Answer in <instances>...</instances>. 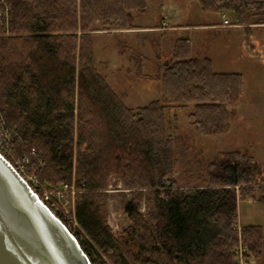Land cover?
Returning a JSON list of instances; mask_svg holds the SVG:
<instances>
[{"label":"trees","instance_id":"obj_1","mask_svg":"<svg viewBox=\"0 0 264 264\" xmlns=\"http://www.w3.org/2000/svg\"><path fill=\"white\" fill-rule=\"evenodd\" d=\"M145 1L8 0L12 34L0 37L4 128L17 154L42 153L41 182H68L74 173L84 191L76 199L75 219L88 250L77 241L91 264L89 252L97 264H106L101 255L109 264H233L237 203L263 193L261 165L247 151H232L208 165L204 185L180 188L173 159L178 111H187L201 136L226 133L230 109L243 100V77L215 72L210 59L193 58L188 40L179 38L161 66L159 98L125 106L97 68L93 26L134 30L135 16L147 11ZM197 2L204 12L231 11L233 25L246 30L264 26V0ZM111 178L132 190L124 204L131 225L121 238L105 218ZM240 230L259 262L261 228Z\"/></svg>","mask_w":264,"mask_h":264},{"label":"rangeland","instance_id":"obj_2","mask_svg":"<svg viewBox=\"0 0 264 264\" xmlns=\"http://www.w3.org/2000/svg\"><path fill=\"white\" fill-rule=\"evenodd\" d=\"M145 2L147 11L143 16H136V26L159 25L158 19L163 17L166 24L180 27L178 31L167 32V37L163 32H151L139 33L134 38L139 43L152 42L156 45L158 52H161L160 56L156 58V62L150 65L151 71L135 73V68L132 69L131 64H137L136 59H131V63L128 64L129 71L124 70L127 67V63L124 61L126 65L122 66L123 69L113 68L112 64L117 63L113 51L115 37L105 38L103 36H96L93 39L96 59L98 62H106L102 65L99 63L101 66L99 65L98 70L128 107L146 106L150 101L159 98V82L155 76L160 73V65L169 58V49L167 52L165 50L179 38L189 41L192 57L210 58L215 72L241 74L244 83L243 101L239 106L230 109V126L226 133L208 137L201 136L188 123L187 111L178 112L179 132L175 136L173 159L176 184L180 188L204 185L208 178V165L213 162L218 165L217 163L223 161L227 153L235 150L247 151L259 162L262 168L261 179L264 184V26L260 28L256 25L252 35L249 36L252 43L251 51L258 53L259 59L246 49L244 31L233 25L235 17L231 11L203 12L200 10L197 0H146ZM251 17L249 21H252ZM223 18L230 25L221 28L219 25ZM211 25V28H195V26ZM120 41L122 42L119 46L120 50H124V44L130 43V39H120ZM131 43H133V39H131ZM100 45H103L106 51H101ZM142 86L148 87L145 96H141L138 98L139 101L129 104L122 95L123 92H127L126 96L132 99L135 93L130 88L139 91ZM2 139L3 137L0 135V146L6 148ZM30 150L23 154H17L16 150H12L11 153L16 161L23 155L29 156L33 166L28 165L25 168V173L33 181L39 194L45 196L58 214L64 216L66 224L71 228L79 243L88 250L85 244L87 237L75 219L76 199L84 191L78 186L74 173L68 182H56L55 185L41 182L39 173L44 166L42 153L37 151L38 158L30 154ZM216 171L218 172V167H216ZM63 185L73 186L68 191H74V194L63 190ZM57 191H63L64 196L58 195ZM131 191L125 189L121 181L110 179L106 190L105 218L115 238H121L131 225L124 213V204L130 199ZM262 192H257L254 199L238 201L237 222L240 226L257 225L264 232V185ZM139 213L142 217H146L147 209L144 200H142ZM240 226L236 223L232 228L237 238V243L232 248V255L235 258L233 264H240L234 254L238 246L243 249L242 264H258V261L242 242L241 230H237V227L240 228ZM89 253L94 264H97L96 256L92 255V252ZM101 259L109 264L103 255H101Z\"/></svg>","mask_w":264,"mask_h":264},{"label":"water","instance_id":"obj_3","mask_svg":"<svg viewBox=\"0 0 264 264\" xmlns=\"http://www.w3.org/2000/svg\"><path fill=\"white\" fill-rule=\"evenodd\" d=\"M0 264H91L76 237L1 155Z\"/></svg>","mask_w":264,"mask_h":264},{"label":"crops","instance_id":"obj_4","mask_svg":"<svg viewBox=\"0 0 264 264\" xmlns=\"http://www.w3.org/2000/svg\"><path fill=\"white\" fill-rule=\"evenodd\" d=\"M200 8V7H199ZM201 10V9H200ZM204 12V11H203ZM143 16V15H142ZM223 17V16H222ZM136 18V16H135ZM135 18H134V27L135 29L134 30H131V31H124V32H120V33H116V32H109V31H102V25L101 23L99 22H95L94 23V26H93V29L95 30L93 32V35H92V41L93 39L96 37V36H103L105 38L107 37H115V40H113V43H114V53H115V56L117 59L116 64H112L113 68H122V66H124V62L127 63V67L124 68L125 71H129V66L128 64L131 63V59H136L137 61V64H134L132 63L131 65L133 66L132 69L135 68V73L138 72V71H142V72H146L148 73L149 71H151V68H150V65L154 64L156 62V58L160 56L161 52L157 50V47L156 45H154L152 42H137V40L135 41L134 38L139 34V33H151V32H163L164 33V36L167 37V32H171V31H178L180 29V27L178 26H171L169 24H166L165 22V19L163 17H159L158 19V22H159V25H153V26H143V27H138L136 26L135 24ZM223 20L224 18L222 19V22L221 24L219 25V27L221 28H224L225 26H229V25H224L223 24ZM161 23V24H160ZM218 26V25H217ZM216 26V27H217ZM236 27L238 28H241L243 31H244V35H245V39H244V45L246 46V49L248 51H251L249 50L248 48V45H252L251 43V40H250V37L252 35V31L255 29V26H249L251 27L250 30H246L244 29V26H240V25H235ZM211 28V26H195V28ZM256 27H260L262 28L261 26H256ZM259 29V28H257ZM120 39H130V43L127 45H123L125 48L124 50H120L119 46L122 44V42L120 41ZM131 39H133V43H131ZM176 41V40H175ZM189 42V41H188ZM171 43H172V40H171ZM174 44V42H173ZM173 44L171 47H168L167 50H165V52L168 51L169 49V57H170V53H171V50H172V47H173ZM190 44V43H189ZM171 45V44H170ZM191 45V44H190ZM101 49V51H106V48L103 46V45H100L99 47ZM135 48V49H133ZM163 48V46H162ZM250 49H251V46H250ZM93 50H95V44L93 42ZM250 54H252L253 56L255 57H259V54L256 55L254 53L256 52H249ZM94 55H95V52H94ZM135 57V58H133ZM194 58V57H193ZM203 58H207V57H202V58H197V59H203ZM96 59V57H95ZM118 59H120L121 61H119ZM169 59V58H168ZM210 59V58H208ZM211 60V59H210ZM124 61V62H123ZM96 62H97V68L99 67V65L101 64H106V62L104 61H99L96 59ZM212 62V60H211ZM100 63V64H99ZM158 64H161V63H158ZM163 64V63H162ZM162 64L160 65V69H161V66ZM100 65V66H101ZM126 65V64H125ZM212 66H213V63H212ZM123 69V68H122ZM100 72V71H99ZM101 73V72H100ZM237 74V73H236ZM103 75V74H102ZM241 75V74H240ZM104 76V75H103ZM158 76L159 75H156L155 76V79L158 81ZM105 78V77H104ZM106 79V78H105ZM159 82V81H158ZM108 83V82H107ZM133 90V92L135 93L133 95V98H129L126 96L127 92H123L124 94H122L124 96V98L126 99V101L129 103V104H132V103H135L136 101H139L138 98H140L141 96H145V92L148 90V87L147 86H142L140 87L139 91L138 90H134V88H130ZM159 89H160V85H159ZM141 94V95H139ZM158 99V98H157ZM155 99V100H157ZM121 100V99H120ZM122 101V100H121ZM154 101V100H152ZM150 101V102H152ZM243 101V100H242ZM149 102V103H150ZM148 103V104H149ZM124 104V103H123ZM125 105V104H124ZM126 106V105H125ZM128 107V106H127ZM138 107H143V106H134V107H129V108H138ZM237 107V106H236ZM180 112V111H178ZM183 112V111H181ZM185 112V111H184ZM229 130V129H228ZM237 151V150H235ZM232 152V151H231ZM246 199H251V198H246ZM238 226L239 223L237 222ZM249 226H257V225H249ZM242 226H240L241 228ZM263 232V231H262ZM263 236H264V232H263ZM258 264H264V248H263V257L262 259L258 262Z\"/></svg>","mask_w":264,"mask_h":264},{"label":"built area","instance_id":"obj_5","mask_svg":"<svg viewBox=\"0 0 264 264\" xmlns=\"http://www.w3.org/2000/svg\"><path fill=\"white\" fill-rule=\"evenodd\" d=\"M224 25H230V23L224 19L223 20ZM12 34V7L8 0H0V37H9ZM11 133V132H9ZM8 133V134H9ZM7 134V130L4 128L3 124V119H2V114L0 112V135L3 137L2 143H4L6 148H3L0 146V155L6 159L11 166L15 169V171L19 174V176L27 183L31 191L36 194L38 199L44 204L49 211L59 220L61 221L67 229L73 234L71 228L66 224V220L63 215L58 214L57 210L55 209L54 206L50 204L48 199L42 195L39 194L37 188L35 187L33 181L27 176L25 173V168L30 165L33 166V163L30 162L29 156L28 155H23V157L18 158V160L13 159L12 155V150H13V145L11 143V136ZM30 154L33 156H37L38 154L34 149H31ZM39 158V157H38ZM63 190H66L69 193H73L74 191H68L73 188V186L70 185H63ZM58 195L60 194L62 197L64 196L63 191H57ZM56 205V204H55ZM57 206V205H56ZM237 230L240 231V228L237 227ZM77 239V238H76ZM236 258L239 259L240 264L243 263V249L241 246H238L236 251L234 252ZM239 264V263H237Z\"/></svg>","mask_w":264,"mask_h":264}]
</instances>
